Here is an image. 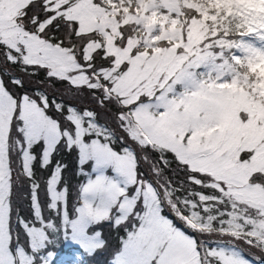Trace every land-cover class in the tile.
Instances as JSON below:
<instances>
[{
	"label": "snow or ice",
	"instance_id": "obj_1",
	"mask_svg": "<svg viewBox=\"0 0 264 264\" xmlns=\"http://www.w3.org/2000/svg\"><path fill=\"white\" fill-rule=\"evenodd\" d=\"M264 0H0V264H264Z\"/></svg>",
	"mask_w": 264,
	"mask_h": 264
},
{
	"label": "rangeland",
	"instance_id": "obj_2",
	"mask_svg": "<svg viewBox=\"0 0 264 264\" xmlns=\"http://www.w3.org/2000/svg\"><path fill=\"white\" fill-rule=\"evenodd\" d=\"M252 70L253 71H258L260 75H264V68L257 67V68H253Z\"/></svg>",
	"mask_w": 264,
	"mask_h": 264
}]
</instances>
